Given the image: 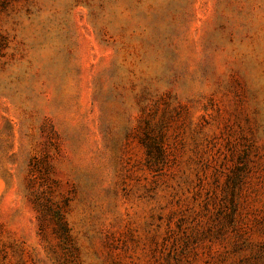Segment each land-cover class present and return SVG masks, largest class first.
Masks as SVG:
<instances>
[{"label":"rangeland","instance_id":"374dc122","mask_svg":"<svg viewBox=\"0 0 264 264\" xmlns=\"http://www.w3.org/2000/svg\"><path fill=\"white\" fill-rule=\"evenodd\" d=\"M0 264H264V0H0Z\"/></svg>","mask_w":264,"mask_h":264}]
</instances>
